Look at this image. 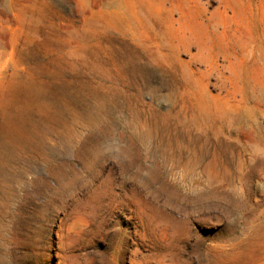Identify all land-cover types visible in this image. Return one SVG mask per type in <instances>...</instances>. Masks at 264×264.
<instances>
[{"label": "rangeland", "instance_id": "obj_1", "mask_svg": "<svg viewBox=\"0 0 264 264\" xmlns=\"http://www.w3.org/2000/svg\"><path fill=\"white\" fill-rule=\"evenodd\" d=\"M0 149V264H264V0H0Z\"/></svg>", "mask_w": 264, "mask_h": 264}, {"label": "bare ground", "instance_id": "obj_2", "mask_svg": "<svg viewBox=\"0 0 264 264\" xmlns=\"http://www.w3.org/2000/svg\"><path fill=\"white\" fill-rule=\"evenodd\" d=\"M6 142H7V141H5V144H6ZM3 143H4V142H3ZM8 144H9V143H8ZM5 147H6V146H5ZM0 150H2V149H0ZM3 150H4V149H3ZM0 153H1V152H0ZM0 156H1V155H0Z\"/></svg>", "mask_w": 264, "mask_h": 264}]
</instances>
